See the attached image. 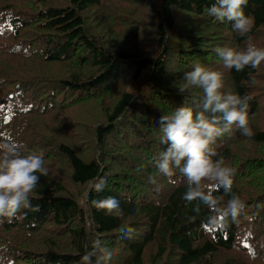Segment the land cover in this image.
<instances>
[{"label":"trees","instance_id":"16d2710c","mask_svg":"<svg viewBox=\"0 0 264 264\" xmlns=\"http://www.w3.org/2000/svg\"><path fill=\"white\" fill-rule=\"evenodd\" d=\"M213 2L0 0V140L11 135L48 168L32 193L39 211L0 222V264H80L96 239L113 251L111 264H264V63L229 70L215 51L264 47V0L244 9L253 20L244 37L208 15ZM197 63L252 97V135L234 128L215 145L247 204L235 221L186 201L179 170L170 183L154 163L165 147L161 115L185 96L195 107L199 90L184 96L175 85ZM109 196L119 215L93 206ZM122 225L136 229L133 239L119 236Z\"/></svg>","mask_w":264,"mask_h":264},{"label":"clouds","instance_id":"9594fccd","mask_svg":"<svg viewBox=\"0 0 264 264\" xmlns=\"http://www.w3.org/2000/svg\"><path fill=\"white\" fill-rule=\"evenodd\" d=\"M249 0H214L208 7L209 16L219 21H232L233 29L240 36H248L253 28V20L245 14ZM251 40V37H248ZM226 69L242 71L245 67L258 68L264 63V47L249 43L244 50L231 47H217ZM254 83V81H253ZM179 94L185 96L199 90V95L189 106L187 97L183 106L176 107L171 114L163 113L159 119L158 141L164 145L155 159V167L160 176L172 177L179 170L186 184L185 200H198L205 207L214 211V219L220 217L237 220L246 214L247 204L232 191L235 169L227 165L225 159L215 147L217 141L233 129L242 135H252L249 127V101L252 97L241 96L227 87L225 74L201 64H195L184 73L183 82L175 85ZM218 157V158H217ZM140 171V169H137ZM48 175L44 158L35 153L26 152L25 145L11 135L0 140V222L5 219L11 223L19 219L22 210L39 211L32 205V193L41 176ZM148 182L158 183L157 175H149ZM106 180L94 185L97 192L106 187ZM223 190L227 200L216 197L213 193ZM97 210L105 214L119 215L120 201L115 197H106L92 201ZM136 229L122 225L119 236L133 239ZM82 255L80 264H111L113 251L96 239ZM264 248V244L260 245ZM259 253L255 247L250 249V259L256 260Z\"/></svg>","mask_w":264,"mask_h":264},{"label":"rangeland","instance_id":"374dc122","mask_svg":"<svg viewBox=\"0 0 264 264\" xmlns=\"http://www.w3.org/2000/svg\"><path fill=\"white\" fill-rule=\"evenodd\" d=\"M135 87V82L134 81H130L129 85H128V89L129 91L133 90Z\"/></svg>","mask_w":264,"mask_h":264}]
</instances>
